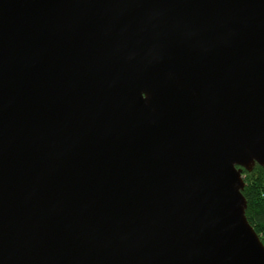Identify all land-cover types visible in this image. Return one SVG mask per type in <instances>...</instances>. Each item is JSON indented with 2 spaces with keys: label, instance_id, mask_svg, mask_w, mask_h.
Instances as JSON below:
<instances>
[{
  "label": "water",
  "instance_id": "obj_1",
  "mask_svg": "<svg viewBox=\"0 0 264 264\" xmlns=\"http://www.w3.org/2000/svg\"><path fill=\"white\" fill-rule=\"evenodd\" d=\"M264 0H0V264H264Z\"/></svg>",
  "mask_w": 264,
  "mask_h": 264
},
{
  "label": "trees",
  "instance_id": "obj_2",
  "mask_svg": "<svg viewBox=\"0 0 264 264\" xmlns=\"http://www.w3.org/2000/svg\"><path fill=\"white\" fill-rule=\"evenodd\" d=\"M243 175L246 215L264 243V166L256 164L253 170H244Z\"/></svg>",
  "mask_w": 264,
  "mask_h": 264
}]
</instances>
